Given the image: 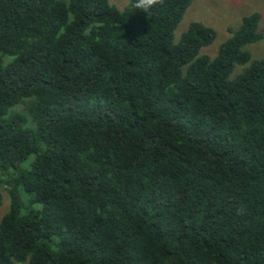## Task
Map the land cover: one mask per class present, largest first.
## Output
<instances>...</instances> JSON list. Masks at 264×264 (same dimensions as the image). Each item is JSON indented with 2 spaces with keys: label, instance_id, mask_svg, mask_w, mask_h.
Listing matches in <instances>:
<instances>
[{
  "label": "trees",
  "instance_id": "1",
  "mask_svg": "<svg viewBox=\"0 0 264 264\" xmlns=\"http://www.w3.org/2000/svg\"><path fill=\"white\" fill-rule=\"evenodd\" d=\"M192 1L0 0V264H264L260 17Z\"/></svg>",
  "mask_w": 264,
  "mask_h": 264
},
{
  "label": "rangeland",
  "instance_id": "2",
  "mask_svg": "<svg viewBox=\"0 0 264 264\" xmlns=\"http://www.w3.org/2000/svg\"><path fill=\"white\" fill-rule=\"evenodd\" d=\"M108 1L120 11L129 2V0ZM254 13L260 17L258 32L262 38L257 43L247 45L243 50L248 52L252 59H260L264 57V0H194L173 32L174 40L177 42L190 23H202L216 32V38L209 46L202 48L200 54L213 57L216 55L219 45L230 36L228 29L236 30L240 26L243 17ZM244 68L245 66H235L231 77L240 74ZM2 189L3 199L0 206V219L7 212L9 203L6 196L3 195L4 191L2 192Z\"/></svg>",
  "mask_w": 264,
  "mask_h": 264
},
{
  "label": "clouds",
  "instance_id": "3",
  "mask_svg": "<svg viewBox=\"0 0 264 264\" xmlns=\"http://www.w3.org/2000/svg\"><path fill=\"white\" fill-rule=\"evenodd\" d=\"M164 0H135L133 7L138 10H142L143 13L148 14L151 9L158 5H163Z\"/></svg>",
  "mask_w": 264,
  "mask_h": 264
}]
</instances>
